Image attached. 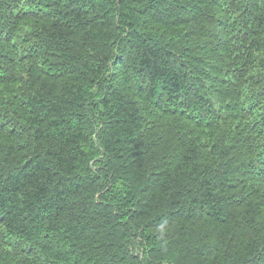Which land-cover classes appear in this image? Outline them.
<instances>
[{
	"label": "trees",
	"instance_id": "obj_1",
	"mask_svg": "<svg viewBox=\"0 0 264 264\" xmlns=\"http://www.w3.org/2000/svg\"><path fill=\"white\" fill-rule=\"evenodd\" d=\"M0 264H264V0H0Z\"/></svg>",
	"mask_w": 264,
	"mask_h": 264
}]
</instances>
